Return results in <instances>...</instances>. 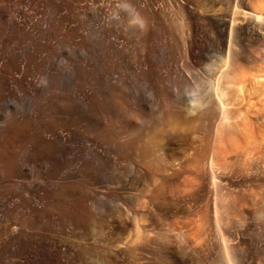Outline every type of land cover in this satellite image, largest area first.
Segmentation results:
<instances>
[{"label": "bare ground", "instance_id": "6f19581e", "mask_svg": "<svg viewBox=\"0 0 264 264\" xmlns=\"http://www.w3.org/2000/svg\"><path fill=\"white\" fill-rule=\"evenodd\" d=\"M5 9L0 4V131L7 126L12 129L0 138V159L9 167H16L17 172L13 173V169V174L0 173V178L4 177L0 185L3 182L12 185V175L18 173L22 179L32 178L30 165L39 159L47 160L52 169L48 171L52 173L47 177L50 176L49 180L46 178L24 189L7 186L9 183L1 186L0 264H99L102 248L106 261L115 264L117 252L128 249L127 244L120 243L124 229L137 219L139 225L134 228V237L138 240L140 234L146 235L147 204L155 196V200L160 198L159 191L166 183L194 166L197 181L184 180V184L193 187L198 183L207 188L213 185L209 175L225 156L222 153L223 157L214 161V155L222 152L215 147V142L222 138L229 123L227 80L233 67L230 58L234 55L235 61H242V48L230 54L228 39L235 27L242 30V17H219L222 10L217 11L214 18H221L224 36L216 38L209 21L211 12L204 16L201 11L203 16L200 13L195 24L173 30L174 40L171 41L175 43V54L162 47L155 67L145 59L133 67L140 75L153 77L154 68L162 66L160 79L169 108L158 120L155 117L156 92L148 97L138 91L133 94L127 77L121 73L114 76L113 69L103 65L105 60L118 62L128 55L125 48L128 45L118 43L107 32V26L116 20L101 24L98 41L101 46L97 51L90 48L84 51L79 40L84 34L69 26L64 9L60 11L59 7L57 12L42 15L33 13L35 10L29 13L24 8ZM145 19L134 16L136 31L157 37L156 28ZM250 25L256 26L252 29L253 35L263 41L264 19L249 18L247 26ZM71 30L76 43L68 49L66 40ZM12 35L18 37L17 41L2 43L1 37L11 38ZM262 46L259 47L264 51ZM70 53H75L77 59H72ZM176 54L180 63L176 66L179 72L174 75L169 63H175ZM76 78L82 80L81 85L73 83ZM100 98L111 109L112 119L100 114ZM117 100L123 103L117 104ZM119 103L126 106V111ZM198 127L203 130L199 145L196 142ZM99 130L104 139L95 135ZM213 136L216 141L211 144ZM22 149L32 150L33 154L27 155L24 151V155ZM46 165L43 166L49 168ZM14 198H18V202H12ZM97 203L103 206L102 220L107 221L106 224L100 219L105 224L100 220L98 223H102V228L106 225V232L110 234L104 247L98 234H102L103 229L96 232L98 235L86 233V219L91 220ZM131 204L137 205L136 210L133 208L135 212L130 209ZM84 206L93 209H88V214ZM95 213L96 217L100 215V212ZM24 216L29 222L22 226L24 221L20 220ZM31 227H35L34 230ZM70 229L75 232L73 239L66 237ZM159 249L157 261L179 264L164 246ZM134 250L137 254L132 264H144L148 260L147 255L146 259L142 257L144 245Z\"/></svg>", "mask_w": 264, "mask_h": 264}, {"label": "rangeland", "instance_id": "374dc122", "mask_svg": "<svg viewBox=\"0 0 264 264\" xmlns=\"http://www.w3.org/2000/svg\"><path fill=\"white\" fill-rule=\"evenodd\" d=\"M0 4L4 9L6 8L5 10L24 8L29 13L35 10L33 13L37 12L39 15H42L41 13L57 12L59 7L60 11L64 9L66 16L68 15L67 21L69 26L71 25V28H75L80 32L82 31L84 34V39L79 38L84 51H88V48L97 51V48L101 46V43H99V39H101L99 34L101 32V24H104L105 21L116 20L114 24L107 26V32L112 34L118 43L125 46L128 45L125 47L128 55L125 59L126 61L119 60L120 63L115 59H110L105 60L103 65L106 64L104 65L105 68L109 67L108 69H113L115 72L114 76H116V73H121L124 78L127 77L133 94L138 91V93H143L145 97H148L156 92L158 108L155 111V117L158 120H160L161 114L165 113L169 108V101L163 92L164 89L160 79V74L163 71L162 66L154 68L156 71L153 77L140 75L137 72L138 70L133 67H136L143 59L155 67L157 64L156 56H158L162 47L166 52L169 50V52L173 51V53L170 52L171 54H175L174 52L176 51L173 48L175 47V43L171 41L174 40V36L172 35L173 30H179L180 27L183 28V26L187 27L189 24H195L197 22L196 17L200 15L205 16L211 12L209 14V21L215 30L216 38H218V35L224 36L223 32H221L223 26L221 18L220 20L219 18H217L218 20L214 18L216 17V13L218 15L220 10H222L224 12L221 11L222 13L220 12L219 17L227 15L229 19L242 17V30L239 26L235 27L228 39L230 54L239 52V48H242V61H235L234 55L230 58L233 67L227 80L230 87L228 90V92L230 91V104L228 106L229 123L226 126V132L221 135L222 138H219V141L217 140L220 142L221 139V142L219 144L215 142V147L217 146L222 152L219 151L221 154L217 153V155H214V161H218L224 154L225 158H221V161H219L220 165L215 162L219 168L217 166L213 167L214 170L209 175L212 176L209 177V180L211 183L213 182V185L207 188L199 186L198 183L193 184V187L184 184V180L197 181L198 174L196 175L194 169H192L194 166L186 168V172H182L177 179H172L173 181L170 180L168 184L166 183L159 191L158 197L160 198H157L156 201L155 196L147 204L144 219V225H146L145 234L147 236L140 234L139 238H137L138 240H136L134 228L138 227L139 223L137 219L131 221L124 229L120 240V243L127 244L128 249L117 252L115 264H132L134 254H137V251L134 249L135 247L138 248L139 245H144L145 253H142V257L144 256V259L148 257V260H145L146 263L144 262V264H166L160 260L157 261L156 258V254L161 246H164L165 250H168L179 264H264V51L259 47L263 44L262 47L264 48V37L263 41L258 40L252 31L256 26H247L249 18L257 19L260 17L264 19V0H3ZM201 11H204L203 15ZM206 11L209 12L205 13ZM224 13L225 15H223ZM135 14L140 19L142 18V20L147 18L144 21L154 25V28L158 30H155L154 33L157 37L150 36L145 31H143L145 33L141 32V34H139V31H136L137 29L133 26L135 25ZM76 26L80 28L78 27V29ZM73 33L74 31L71 30L66 40V42L68 41L66 46L69 44L68 49H72V46L75 47L74 44L76 42L74 41L76 40L73 38ZM17 38V36L12 35L11 38L8 36L1 37V40L3 39V44H6V42L10 44L15 42V40L17 41ZM259 41L263 43L261 44ZM164 44H166L167 48H165ZM70 54L72 55H70L72 59H77L75 53ZM176 57L175 63H169L174 75L179 72L176 66L180 63V57L178 58L177 54ZM73 83L79 84L82 83V80L80 81L76 78L73 80ZM99 100L98 104L101 103V105H98V109H101L103 112L100 110V114L103 117L112 119L113 116L109 106L102 98ZM112 101L113 99H111V103ZM118 102L123 103L120 100H117V104ZM121 103L118 106L125 109H122L123 111H126L127 108H124L126 106L122 104V107ZM155 125H158V123L156 122ZM148 126L150 127V125ZM156 127L158 129V126ZM199 128V132L197 131L196 133L197 138H199L196 140L198 145L203 133L201 127ZM11 129V126H7L4 129L5 131H0V138L1 136L8 135ZM216 129L217 126H215ZM97 132L98 134L95 133V135L104 139L100 130ZM214 140L216 141V136H213L211 144ZM31 141L33 142V140ZM28 144L31 145L30 141ZM223 149L226 151L224 152ZM21 151H23V154L24 151H27L25 153L28 155L32 150L22 149ZM32 152L31 154H33ZM3 161L0 159V171L2 170L0 173L13 174L17 172L16 167L12 166L11 168L6 165L5 161L3 164ZM46 161L39 159L41 164L37 160L35 161L36 163L33 162L34 165H30L31 171L34 173L32 178L22 179L18 176V173L15 174L16 176L12 175L14 179L12 185L9 182H3L4 184H1L0 188L2 185L6 186L9 183L10 185L8 184L7 186L24 189L25 186L31 187L37 182L44 181L52 173L48 171L52 169ZM43 165H46L50 169H46ZM42 167L45 169L43 170ZM8 169L10 172H8ZM45 171L49 173L47 174ZM50 176L46 180H49ZM0 179H4V177ZM212 188L213 190H211ZM100 191L97 192L101 195ZM24 194L26 193L24 192ZM41 195L44 194L41 193ZM18 200V198H14L12 202H18ZM98 204L94 205V208H100V211L91 207L89 208V206H84L83 208L85 211L88 209L90 211L94 210L91 220L89 218L86 219V222L88 220L86 233L88 236L92 232V235L99 234L103 243L102 247H104V242L110 234L106 232L108 231L106 225L102 228L105 223L107 224V221L106 219L102 220L101 211L103 210V206ZM131 205V210L137 206L135 204ZM134 209L132 210L133 212L136 210ZM96 211L97 214L100 212V215H97V217L96 215L94 216ZM86 213L89 214V210ZM24 218L26 217L24 216ZM24 218L20 220V222L24 221L21 224L22 226L29 222L27 218L26 220ZM100 219L103 222L105 221V223ZM98 220L103 225H101L100 221L98 223ZM35 227H31L33 228L32 230ZM100 229H103V235L100 234ZM72 232L71 229L67 230L66 237L69 235L68 238L73 239L72 237L75 236V232ZM96 232L99 233L97 234ZM102 249L99 264H113L106 261V252L104 248ZM227 259L230 261L228 262ZM84 264L90 263L85 262Z\"/></svg>", "mask_w": 264, "mask_h": 264}]
</instances>
